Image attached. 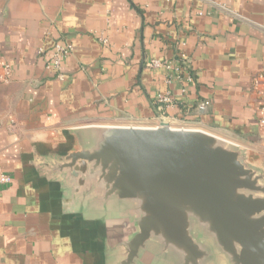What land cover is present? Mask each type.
<instances>
[{"label": "crops", "instance_id": "crops-1", "mask_svg": "<svg viewBox=\"0 0 264 264\" xmlns=\"http://www.w3.org/2000/svg\"><path fill=\"white\" fill-rule=\"evenodd\" d=\"M69 44L59 79L45 69ZM39 50H43L39 53ZM180 60L167 83L152 61ZM0 264H120L133 205L76 190L65 157L114 127L200 131L234 145L264 178V0H0ZM187 76L191 82L186 80ZM171 91L173 104L155 102ZM183 91V92H182ZM207 102L204 109L199 106ZM216 262L226 264L214 251ZM134 264H181L157 240Z\"/></svg>", "mask_w": 264, "mask_h": 264}, {"label": "water", "instance_id": "water-1", "mask_svg": "<svg viewBox=\"0 0 264 264\" xmlns=\"http://www.w3.org/2000/svg\"><path fill=\"white\" fill-rule=\"evenodd\" d=\"M58 169L76 190L92 183L103 201L133 205L137 230L120 264L151 240L181 264H213L214 251L226 264H264V178L227 141L165 123L105 128Z\"/></svg>", "mask_w": 264, "mask_h": 264}, {"label": "built area", "instance_id": "built-area-1", "mask_svg": "<svg viewBox=\"0 0 264 264\" xmlns=\"http://www.w3.org/2000/svg\"><path fill=\"white\" fill-rule=\"evenodd\" d=\"M43 50H39L42 53ZM72 53V47L69 44L59 45L56 44L53 48L52 55L49 61L45 64V69L48 71H54L59 79L63 78L61 72L62 60ZM147 67L151 70L163 69L167 73V83L181 81V74L184 71L185 64L180 60H152L147 64ZM11 77V68L8 64L3 65L1 69L0 78L3 82H8ZM186 80L191 82V78L187 76ZM253 87L256 90L259 100V124L264 125V87L261 85V77L258 76L253 80ZM183 92V91H182ZM155 102L162 106H170L173 104V95L171 91H166L164 94H157ZM207 102L202 103L199 108L204 109ZM10 183V178L0 173V187L6 186Z\"/></svg>", "mask_w": 264, "mask_h": 264}]
</instances>
